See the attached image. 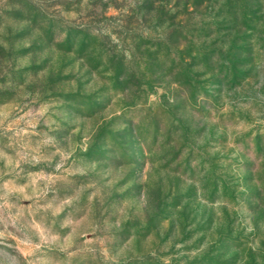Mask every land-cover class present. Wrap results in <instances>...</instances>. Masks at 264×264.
<instances>
[{"label": "rangeland", "instance_id": "374dc122", "mask_svg": "<svg viewBox=\"0 0 264 264\" xmlns=\"http://www.w3.org/2000/svg\"><path fill=\"white\" fill-rule=\"evenodd\" d=\"M0 264H264V0H0Z\"/></svg>", "mask_w": 264, "mask_h": 264}]
</instances>
